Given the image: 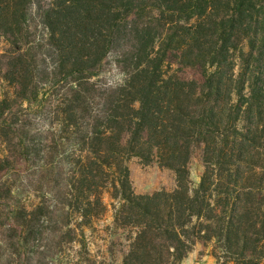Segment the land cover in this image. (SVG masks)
<instances>
[{
    "label": "trees",
    "instance_id": "16d2710c",
    "mask_svg": "<svg viewBox=\"0 0 264 264\" xmlns=\"http://www.w3.org/2000/svg\"><path fill=\"white\" fill-rule=\"evenodd\" d=\"M0 42V264H264V0H0ZM133 157L176 188L137 193Z\"/></svg>",
    "mask_w": 264,
    "mask_h": 264
},
{
    "label": "rangeland",
    "instance_id": "374dc122",
    "mask_svg": "<svg viewBox=\"0 0 264 264\" xmlns=\"http://www.w3.org/2000/svg\"><path fill=\"white\" fill-rule=\"evenodd\" d=\"M1 43V42H0ZM6 45L5 42L0 44V47H4ZM177 67V66H176ZM178 73L186 78H200V74L198 71L189 68H181L177 70ZM8 85L2 81H0V99L3 97L5 92L10 91ZM3 132L0 131V149H3L5 145H9V140L6 136L2 135ZM13 158L10 159V162H5L4 165L6 167L14 166ZM20 167L24 165L22 163H18ZM129 166L131 169V181L134 190L137 193H153L157 190H167L171 191L177 186L176 174L172 169L161 166L157 161H152L150 163H145L139 157L131 158L129 162ZM189 169L192 173V176L195 181H198L202 175L204 170V162L202 160V149L200 146H196L193 150L192 158L189 162ZM14 176L13 174L11 175ZM27 196L29 195L30 199L34 202L39 201L38 195L39 193H34L32 191L27 190L25 193ZM104 200L108 204V210L101 217L100 221L97 223L98 230L90 233L87 232V240L89 243L90 251L93 254L98 255H108L107 249V225L110 224L112 220V210H111V198L108 193H105ZM2 219L0 220L1 223ZM3 234L6 235L8 239L7 242L11 243L12 240L9 238L11 235V231L2 229ZM117 251H115V256L111 259L114 264H121V247H117ZM11 249H14L13 246L6 247L4 246L1 251L12 252ZM11 264H19L20 259L15 254L13 255ZM9 264V263H2ZM182 264H215V257L213 255V247L210 243L204 241H198L188 253L186 258L183 260Z\"/></svg>",
    "mask_w": 264,
    "mask_h": 264
}]
</instances>
